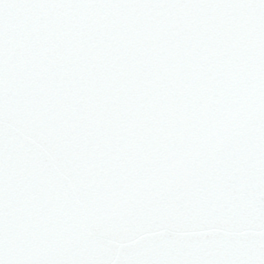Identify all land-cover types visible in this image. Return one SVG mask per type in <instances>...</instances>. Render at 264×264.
Masks as SVG:
<instances>
[{
    "label": "snow or ice",
    "instance_id": "1",
    "mask_svg": "<svg viewBox=\"0 0 264 264\" xmlns=\"http://www.w3.org/2000/svg\"><path fill=\"white\" fill-rule=\"evenodd\" d=\"M0 264H264V0H0Z\"/></svg>",
    "mask_w": 264,
    "mask_h": 264
}]
</instances>
